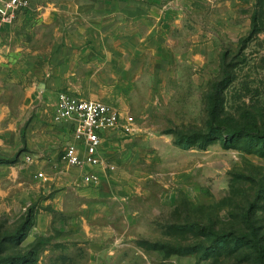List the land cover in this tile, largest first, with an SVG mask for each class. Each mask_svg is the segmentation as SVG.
Returning <instances> with one entry per match:
<instances>
[{
  "label": "rangeland",
  "instance_id": "374dc122",
  "mask_svg": "<svg viewBox=\"0 0 264 264\" xmlns=\"http://www.w3.org/2000/svg\"><path fill=\"white\" fill-rule=\"evenodd\" d=\"M178 2L168 41L139 45L153 57L144 69L98 61L89 75L71 61L79 93L60 75L0 72V264H260L249 239L264 250V141L221 129L264 133V8ZM61 92L96 94L134 119L107 143L113 169L95 171L98 184L62 163Z\"/></svg>",
  "mask_w": 264,
  "mask_h": 264
},
{
  "label": "crops",
  "instance_id": "0c3cea01",
  "mask_svg": "<svg viewBox=\"0 0 264 264\" xmlns=\"http://www.w3.org/2000/svg\"><path fill=\"white\" fill-rule=\"evenodd\" d=\"M113 1L31 0L27 12L22 13L11 26L0 28V72L29 76L35 83L39 77L60 75L64 77L60 87L79 93L81 88L66 79L80 74L67 65L71 61L84 60L86 69L90 70L89 75L98 74V61H105L111 69L120 68L124 72L143 60L144 69L145 60L153 57H139L138 52L142 49L139 45L144 44L147 38L166 37L168 41L165 30L178 24V13L183 12L184 7L178 0H141L142 3L124 0L125 3L119 5H114ZM38 86L46 87L43 83H38ZM71 95L111 105L101 101V96L96 94ZM55 125L65 136L66 143L69 142L71 127ZM113 136V132L108 133L102 148V158L106 163L108 157L104 150ZM86 169L95 172L102 168Z\"/></svg>",
  "mask_w": 264,
  "mask_h": 264
},
{
  "label": "built area",
  "instance_id": "2783aa9c",
  "mask_svg": "<svg viewBox=\"0 0 264 264\" xmlns=\"http://www.w3.org/2000/svg\"><path fill=\"white\" fill-rule=\"evenodd\" d=\"M31 0H0V28L11 26L18 17L29 10ZM52 120L55 124L71 127L72 138L64 146L62 163L74 169L86 167L113 169L102 158V148L108 133L129 132L134 123L133 117L118 108L100 101H86L71 94L61 92L57 95ZM31 162V157H26ZM44 178L43 173L38 174ZM83 180L86 184H98L100 177L96 172H88Z\"/></svg>",
  "mask_w": 264,
  "mask_h": 264
},
{
  "label": "trees",
  "instance_id": "16d2710c",
  "mask_svg": "<svg viewBox=\"0 0 264 264\" xmlns=\"http://www.w3.org/2000/svg\"><path fill=\"white\" fill-rule=\"evenodd\" d=\"M257 7H262L264 8V0H257ZM264 15V12H263ZM259 16L258 14H255L254 18H253V24L256 25L257 23H259ZM221 132L223 135H225L227 138L233 137V136H248L260 141H264V133H261L258 130H248L246 128H240L234 132H228L226 129H221ZM251 239H249L250 241V246L251 248H253L254 253L257 256V260L260 264H264V250L263 247L261 246V240L258 238V236L252 232Z\"/></svg>",
  "mask_w": 264,
  "mask_h": 264
}]
</instances>
